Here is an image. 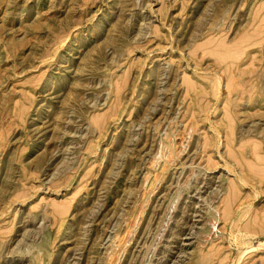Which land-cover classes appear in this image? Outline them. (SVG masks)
<instances>
[{"label":"rangeland","instance_id":"obj_1","mask_svg":"<svg viewBox=\"0 0 264 264\" xmlns=\"http://www.w3.org/2000/svg\"><path fill=\"white\" fill-rule=\"evenodd\" d=\"M0 264H264V0H0Z\"/></svg>","mask_w":264,"mask_h":264},{"label":"bare ground","instance_id":"obj_2","mask_svg":"<svg viewBox=\"0 0 264 264\" xmlns=\"http://www.w3.org/2000/svg\"><path fill=\"white\" fill-rule=\"evenodd\" d=\"M226 55V54H225ZM100 121V120H99ZM96 123V122H95ZM216 188V187H215ZM230 210H231V206H230V208H229ZM230 210L228 211V212H230ZM188 237V236H187ZM186 245H189V244H186ZM242 246V245H241ZM245 246V245H244ZM254 247V246H253ZM246 248H248L247 247V245H246V247L244 248V249H246ZM254 249V248H253ZM243 250V249H242ZM187 254V253H186Z\"/></svg>","mask_w":264,"mask_h":264}]
</instances>
